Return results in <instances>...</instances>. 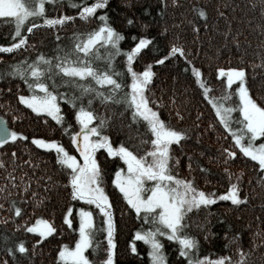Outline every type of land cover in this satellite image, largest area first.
Instances as JSON below:
<instances>
[{
	"label": "snow or ice",
	"instance_id": "6c2138e0",
	"mask_svg": "<svg viewBox=\"0 0 264 264\" xmlns=\"http://www.w3.org/2000/svg\"><path fill=\"white\" fill-rule=\"evenodd\" d=\"M162 2L167 6V0ZM62 3L63 0H0V25H8L6 35L10 37L7 43H0V53L3 54H14L21 49L27 51L28 47H33L29 43V34L37 28L46 27L59 33L68 22L75 24L77 18L85 23L98 21L95 27L87 31H73L67 44L56 45L53 55L40 52L32 57L13 60L5 63L0 71V79L22 81L26 92H20L17 85L18 103L38 117L43 115L45 122L50 117L69 137L78 156L57 139L28 137L24 132L13 130L3 118H0V147L8 142H25L27 147L30 142L38 149L54 152L55 163L65 176L70 200L94 206L102 215V225L98 228L92 210L81 206L75 209L73 215V206H67L62 217L63 224L77 235L73 238V244H59L55 255L56 264H114V205L105 188V169L101 158L115 164L110 183L126 204L122 212L135 214L150 225L147 229L142 227L135 231L133 241L129 242L133 253H137L134 241H143L148 246L149 264H167L161 242V238L166 237L177 243L179 256L184 258L186 264H246L247 254L240 245L237 246L238 258L235 262L224 255L214 259L209 255H200L199 241L188 231V219L193 210L198 212L217 201H230L232 205L247 202L248 196L242 195L243 170L234 174L225 167L223 172L229 183L226 191L219 194L215 190L206 192L200 189L194 178L176 174L174 169L180 164L177 150L179 148L180 155H184L182 148L188 138V131L162 118L157 107L160 102L154 100V94L151 93L155 75L152 65L163 64L169 58L177 61L183 58L185 70L191 66L194 81L211 105L216 121L231 138L232 143L222 147L214 159L219 164L228 165L234 163L235 159L247 158L254 162L252 166L258 173L257 182L264 181V100L258 101L251 94L245 67H218L217 79L224 78L220 80L222 94L212 95L211 85L206 83L201 68L193 65L177 36V42L170 44L166 55L153 58L142 70H136L134 61L142 54V50L151 46L150 37L133 34L131 39L134 44L130 49H124L120 43L125 39L124 34L108 22L105 12L98 13V10L106 8L108 0L87 3L85 0H69L68 6L77 9L74 15L63 12L48 14ZM171 3L176 5L178 0H171ZM194 11L201 19H206L204 8L194 7ZM218 15L224 13L218 10ZM127 23L131 25L133 20L128 19ZM204 27H207L206 23ZM261 28L264 31V25ZM198 30L194 24L193 31ZM56 39L59 41L61 37L57 35ZM117 57L123 60L119 69L116 66ZM0 60H3V56H0ZM61 102L72 110L75 126L67 122ZM96 104L100 107L94 106ZM113 105L119 106L117 111L128 121L127 127L135 131L138 138L135 144L125 141L117 144L105 131L113 119L110 114ZM2 107L4 105H0ZM175 115L178 120L183 119L179 110ZM17 118L16 115L12 116L13 121ZM141 127L145 130L143 133L139 131ZM17 159L15 149L0 158V170H3L6 179L5 186L0 187V193H5L7 198L12 195L11 189L19 190L21 203L18 205L15 200L9 201L12 215L8 219L24 217V222L17 224L16 228L38 237L32 243L31 252L34 255L38 245L53 234H62L63 228L58 229L54 221L41 216L35 217L34 223L28 222L24 216L26 195L31 193L27 199L32 200L33 209L43 204L44 197L31 188V184H38L41 178L29 175L22 166L35 169L39 162L33 161L30 156L28 160L20 159L17 164ZM188 160L187 167L191 172V154H188ZM197 167L201 172L208 171L199 163ZM25 176L28 178L25 179ZM17 179L19 183H16ZM43 179L50 181L51 177L45 176ZM43 188L45 192L48 191L47 184ZM3 207L0 204V208ZM76 219L78 227L73 228ZM97 232L106 234V246L96 239ZM88 249L91 252L86 251ZM6 251L15 258L17 252L26 255L29 248L24 240H19L13 247H7ZM98 256H101L99 260Z\"/></svg>",
	"mask_w": 264,
	"mask_h": 264
},
{
	"label": "trees",
	"instance_id": "16d2710c",
	"mask_svg": "<svg viewBox=\"0 0 264 264\" xmlns=\"http://www.w3.org/2000/svg\"><path fill=\"white\" fill-rule=\"evenodd\" d=\"M85 2H92V0H85ZM68 4L69 0H63L61 6L52 8L48 14L58 15L63 12L74 15L77 9L69 7ZM194 7L204 8L207 12L206 19H201L194 11ZM218 10L224 15H218ZM100 11L105 12L109 18L108 22L124 34L125 39L120 42L122 48L130 49L134 44L131 39L133 34L137 37L147 35L151 38V46L142 50V54L134 61L136 70H142L153 58L166 55L170 44L177 42L175 38L179 36L178 42L185 48L189 59L193 65L201 68L206 83L211 85L210 94L216 96L222 94L220 80L224 78L217 79L218 67L242 66L247 72V85L251 94L258 101L264 100V31L261 28L264 25V0H178L176 5H173L171 0H167V6L162 0H108L106 8L98 10V13ZM128 19H132L133 24L129 25ZM97 23L96 20L85 23L77 18L75 24L68 22L59 33L46 27L37 28L29 34L31 37L29 43L33 47H28L27 51L21 49L14 54L0 53V56H3V60H0V71L3 70L5 63L13 60L32 57L40 52L53 55L56 45L67 44L73 31H87L95 27ZM194 24L198 26V32L193 31ZM7 31L8 25H0V43L9 41ZM57 35L61 37L59 41L56 39ZM122 63V58L117 57L118 69ZM152 68L155 75L151 93L154 94L153 99L160 102L157 107L162 118L188 131V138L183 142L184 155H180L179 148L177 150L180 164L174 169L176 174L194 178L196 186L200 189L206 192L215 190L219 194L226 191L229 183L223 169L228 167L234 174H239L240 170H243L242 195L248 196L247 202L232 205L230 201H217L198 212L193 210L190 214L188 231L199 241V254L209 255L213 259L224 255L235 262L238 258L237 246L240 245L247 254L246 264H264V181L257 182L258 173L252 166L254 162L241 157L235 159L234 163L225 165L217 163L214 159L219 155L222 147L232 143L231 138L224 133L223 128L216 121L211 105L204 99L201 89L194 81L191 66L185 70L183 58L179 61L169 58L163 64H153ZM122 71L126 70L122 69ZM17 85L20 92H26L22 81L0 79V105H4L0 108V117L13 130L24 132L28 137L57 139L76 155L69 137L63 134L50 117L46 118L47 122H45L43 115L38 117L37 114L31 113L29 109L18 103ZM61 103L67 122L75 126L72 110L68 105ZM94 106L100 107L98 104ZM118 108L117 105L111 107L110 114L113 119L109 121L110 127L105 131L117 144L121 141L135 144L138 139L135 131L127 127L128 121L117 111ZM177 110L181 112L182 120L177 119L175 115ZM13 115L18 117L15 121L12 120ZM139 131L143 133L145 130L141 127ZM143 147L146 148L147 145ZM13 149L17 152V164L20 159L28 160L30 156L33 161L39 162V166L35 169L22 166L29 175L41 178L38 184L33 182L31 188L44 197L43 204L33 209L32 200L27 199L31 195L29 192L25 197L27 204L24 207V216L29 223H34L37 216L52 220L58 229L63 228V232L46 238L36 247L33 255L31 248L33 240L38 238L36 234L25 233L16 228L17 224L24 222V217L8 219L12 215L9 211V201L15 200L18 205L21 203L19 190L11 189L12 195L7 198L5 193H0V204L4 205L0 208V262L56 264L55 255L59 244L71 245L74 243V236L77 235L73 229L63 224L62 217L67 206L69 204L73 206V215H75V209L81 206L92 210L98 228L102 225V215L94 206L70 200L68 189L65 187L66 179L55 163L54 152L38 149L30 142L27 143V147L25 142H8L0 147V158ZM188 154H191L192 158L191 172L187 167ZM101 163L105 169V188L114 205L116 222L114 264H149L148 246L143 241H134L137 254L131 251L129 242L133 241L136 230L142 227L147 229L150 225L138 219L135 214L122 212L126 204L110 183L115 164L103 158ZM197 163L203 165L208 171L201 172ZM45 176L51 177V180L43 179ZM27 178L25 176V179ZM16 183H19V179ZM5 184L3 170H0V187H4ZM45 184L48 185L47 192L43 188ZM76 227H78V219L73 222V228ZM105 235L104 232L96 234V239L104 246H106ZM5 237L8 239L5 240ZM19 240L26 242L29 252L26 255L17 252L14 258L7 253L6 249L13 247ZM161 242L166 253L167 264H186L184 258L179 256L176 242L169 241L166 237L161 238ZM86 251L91 252V249ZM101 256L97 259L99 260Z\"/></svg>",
	"mask_w": 264,
	"mask_h": 264
},
{
	"label": "rangeland",
	"instance_id": "374dc122",
	"mask_svg": "<svg viewBox=\"0 0 264 264\" xmlns=\"http://www.w3.org/2000/svg\"><path fill=\"white\" fill-rule=\"evenodd\" d=\"M76 155L78 156V153H76Z\"/></svg>",
	"mask_w": 264,
	"mask_h": 264
},
{
	"label": "water",
	"instance_id": "95a60500",
	"mask_svg": "<svg viewBox=\"0 0 264 264\" xmlns=\"http://www.w3.org/2000/svg\"><path fill=\"white\" fill-rule=\"evenodd\" d=\"M1 118V117H0Z\"/></svg>",
	"mask_w": 264,
	"mask_h": 264
}]
</instances>
